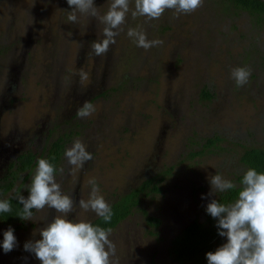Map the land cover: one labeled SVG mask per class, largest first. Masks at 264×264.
Masks as SVG:
<instances>
[{"label": "rangeland", "instance_id": "rangeland-1", "mask_svg": "<svg viewBox=\"0 0 264 264\" xmlns=\"http://www.w3.org/2000/svg\"><path fill=\"white\" fill-rule=\"evenodd\" d=\"M95 3L103 13L110 0ZM67 9L66 0H0V173L23 149L40 152L58 137L55 165L65 173L58 172L57 181L76 200L89 198L91 178L109 203L165 172L158 192L141 196L109 238L116 246L113 264H173L168 240L186 222L203 218L211 197H201L210 191L211 175L238 184L242 146L264 148V32L247 14L204 0L178 18L171 10L152 21L129 16L107 54L96 56L92 43L103 38L104 25L83 17L69 22ZM128 27L164 43L137 47ZM238 66L251 69L242 87L231 77ZM86 102L95 112L81 119L76 114ZM215 135L221 141L203 146ZM75 139L93 159L69 171L64 151ZM53 215L45 209L34 211L32 221L0 223V242L10 226L17 239L12 251L0 248V264H35L24 243L39 239L36 230ZM146 215L158 220L154 228ZM94 216L77 208L70 218Z\"/></svg>", "mask_w": 264, "mask_h": 264}, {"label": "clouds", "instance_id": "clouds-1", "mask_svg": "<svg viewBox=\"0 0 264 264\" xmlns=\"http://www.w3.org/2000/svg\"><path fill=\"white\" fill-rule=\"evenodd\" d=\"M204 0H110L103 13L95 0H66L68 6L67 20L78 23L83 17L86 21L99 20L103 25V38L93 41L92 51L96 56L106 55L116 43V37L124 31L129 16L133 19L144 17L146 21L158 20L168 10L173 11L174 18L182 14H191L203 6ZM126 35L137 47L148 50L163 45L164 41L149 40L142 28L128 27ZM87 79V73L81 72ZM251 69L238 66L232 69L231 77L237 86L248 83ZM95 112V107L86 102L77 115L87 118ZM64 158L72 168L82 169L84 164L93 159L86 145L75 139L64 151ZM63 177L65 168L57 169L47 158L37 160V167L30 185H24L27 196L22 192L14 194L11 199L22 205L17 217L22 221H32L35 212L51 210L50 222L37 229L39 239L24 243V251L34 254L40 264H113L116 246L109 238L111 229L93 224L90 220H75L70 216L77 214V208L94 213L104 223L112 220V208L103 195L95 178L89 179L91 192L87 200H76L71 193L62 190L57 181V173ZM209 179V178H208ZM210 191L202 199L211 197L205 211L215 221L217 234L226 238V242L215 251L205 254L207 264H264V172L247 168L241 175L239 185L221 174L211 175ZM239 188L237 197L230 203H221L217 193H225ZM10 199H0V214L10 213ZM48 215L42 219L47 221ZM17 246L14 229L10 226L3 232L0 248L5 253Z\"/></svg>", "mask_w": 264, "mask_h": 264}, {"label": "trees", "instance_id": "trees-1", "mask_svg": "<svg viewBox=\"0 0 264 264\" xmlns=\"http://www.w3.org/2000/svg\"><path fill=\"white\" fill-rule=\"evenodd\" d=\"M223 10L231 12H242L247 14L252 24L264 32V0H217ZM204 99H209L210 94L204 89L202 92ZM221 141L220 137L215 135L213 138H206L203 146H213L216 142ZM46 148V149H45ZM44 148L47 158L55 165L57 158L62 149V141L56 139ZM35 153H21L16 160H13L4 175L0 178V199H10L12 211L10 213L0 214V223L11 224L21 223L22 220L17 217L22 205L18 201L11 199L14 194L24 185H30L34 175L33 166L37 160L34 159ZM42 156V155H41ZM238 162L243 167V172L251 167L258 172H264V148L255 146H242L239 152ZM169 170V168H168ZM242 172V173H243ZM242 173L236 176L239 181ZM165 172L153 174L143 179L136 187L126 193H119L115 198L110 200L112 208V220L110 223H104L102 218L94 216L90 221L105 229L114 228L122 219H124L133 209L139 206L141 196L158 192V184L162 181ZM19 180L17 184L15 182ZM239 188L229 190L225 193H217L216 198L221 203H230L237 197ZM145 222L151 227L158 224V220L151 216H145ZM216 221L210 217L205 209L201 220L197 218L186 222L169 240L167 253L173 264H207L205 254L209 251H215L220 246V236L217 234L215 227ZM154 234V232L149 231ZM151 264V263H149Z\"/></svg>", "mask_w": 264, "mask_h": 264}, {"label": "flooded vegetation", "instance_id": "flooded-vegetation-1", "mask_svg": "<svg viewBox=\"0 0 264 264\" xmlns=\"http://www.w3.org/2000/svg\"><path fill=\"white\" fill-rule=\"evenodd\" d=\"M95 98V97H94ZM94 98H92V99H94ZM77 115V114H76ZM76 115H74V117L76 116ZM60 138V141H62V137H58L57 139H59ZM53 142V141H52ZM33 146V144L31 145V147ZM45 148V147H44ZM46 149V148H45ZM44 149H42L40 152L38 151V152H34V151H32L31 149H30V147H27V148H25V149H23L22 151H20L19 153H17L12 159H11V161L9 162V164L13 161V160H16V158L21 154V153H25V152H28V151H30V152H33V153H35V156H34V159H36V160H38V159H41V158H45V156H46V154H45V152L43 151ZM42 155V156H41ZM9 164L8 165H6V167L3 169V172L2 173H0V178L4 175V173H5V171L7 170V167L9 166ZM36 165H37V163H36ZM35 165V166H36ZM34 167V166H33ZM33 169V168H32ZM19 182V180H17L16 182H15V184H17ZM23 189H24V187H22L21 189H20V191L19 192H21V191H23ZM25 191V190H24ZM22 194L24 195V192H22ZM91 220V219H90ZM23 222V221H22ZM21 222V223H22ZM32 240H33V238H32ZM25 258H27V256L25 257ZM25 261V259H23L22 260V262H24ZM35 264H40V261L38 260Z\"/></svg>", "mask_w": 264, "mask_h": 264}]
</instances>
